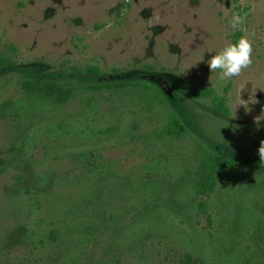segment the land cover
I'll return each instance as SVG.
<instances>
[{"label": "rangeland", "instance_id": "rangeland-1", "mask_svg": "<svg viewBox=\"0 0 264 264\" xmlns=\"http://www.w3.org/2000/svg\"><path fill=\"white\" fill-rule=\"evenodd\" d=\"M248 31L252 63L220 81L204 60ZM0 55L13 60L0 70V264L254 263L264 187L246 183L264 181V0H0ZM25 79L145 84L163 106L133 87L48 106L23 94ZM239 93L250 103L233 111ZM163 107L184 137L157 138ZM207 150L235 167L196 193Z\"/></svg>", "mask_w": 264, "mask_h": 264}, {"label": "trees", "instance_id": "trees-1", "mask_svg": "<svg viewBox=\"0 0 264 264\" xmlns=\"http://www.w3.org/2000/svg\"><path fill=\"white\" fill-rule=\"evenodd\" d=\"M235 3L238 0H233ZM13 64V60L9 56L0 55V70ZM95 72V71H93ZM19 86L23 94L28 97L32 102H39L48 106H61L70 100H72L78 93H83L90 90H116L120 88L133 87L135 90L139 91L142 95L148 99L154 100L155 103L162 105L161 100L155 96L151 87L148 85L136 84V83H120L118 85H101L93 86L87 84H73L66 82H56V81H42L36 79H25L20 81ZM176 90L189 97L196 98L200 96L203 89L193 86H176ZM153 95L156 99H153ZM10 102L4 105V108H8ZM163 106V105H162ZM212 108L219 112L218 108L212 106ZM163 121L159 128L156 130V136L158 139H179L184 137L187 133L185 125L182 123L181 119L171 112L167 111L163 107ZM1 113V112H0ZM235 163L228 157L219 154L215 150H207L202 152L196 165H195V179L193 181V188L196 193L209 192L213 189L216 178L220 176L221 173L228 169H234ZM254 190H258L264 187V181H249L246 183ZM158 194V193H157ZM90 229L89 225L85 228ZM264 242L257 248L253 254V264H264ZM177 264H204L200 260H195L190 254L184 253L183 256L178 260Z\"/></svg>", "mask_w": 264, "mask_h": 264}, {"label": "clouds", "instance_id": "clouds-1", "mask_svg": "<svg viewBox=\"0 0 264 264\" xmlns=\"http://www.w3.org/2000/svg\"><path fill=\"white\" fill-rule=\"evenodd\" d=\"M241 22V17L236 13H232L230 27L236 29ZM254 35V31H248L246 35H241L234 43H227L214 55L208 57L207 60H204V57L201 56L199 61L204 60L208 69L219 70L218 77L220 81L236 77L241 73L242 69L252 63L253 47L251 37ZM240 93L238 97L239 103L234 106L233 111L237 105L246 107L247 103H250V93L247 101L241 99ZM258 153L261 162H264V144L261 143Z\"/></svg>", "mask_w": 264, "mask_h": 264}]
</instances>
